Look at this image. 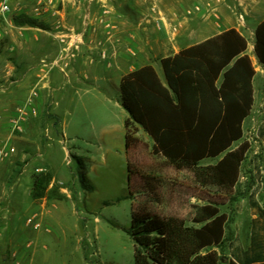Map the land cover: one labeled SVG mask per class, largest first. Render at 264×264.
<instances>
[{
    "label": "rangeland",
    "instance_id": "374dc122",
    "mask_svg": "<svg viewBox=\"0 0 264 264\" xmlns=\"http://www.w3.org/2000/svg\"><path fill=\"white\" fill-rule=\"evenodd\" d=\"M9 1L10 12L0 15V52H10L6 57L15 69L4 81L10 85L1 94L10 91L16 78L23 74L27 77L28 49L26 44H19L21 39L14 38L18 31L37 33L36 41L41 43L44 36L48 37L53 46L44 54L36 52L40 54L35 63L39 73L36 78L48 87L36 85L31 91L28 81L17 91L23 101L12 115L2 119L6 130L0 136V148H5L7 155L0 158V264H134V242L128 232L132 204L162 216L180 217L188 226L199 227L201 224L193 221L194 206L208 200L217 202L220 212L227 216L225 236L232 238L236 229L238 240L248 245L255 230L249 222L253 206L250 196L255 190L248 194L256 181L262 182V191L257 196L259 204L253 200L264 216V171L258 173L256 167L258 159L263 165L261 142L256 136L257 118L251 110L242 123V139L233 144L235 147L245 140L249 149L230 198L214 187L201 186L190 170L177 169L154 153L153 140L137 124L133 126L137 140L127 157L123 123L128 114L120 104L118 72L108 56L106 39L95 40L102 44L100 55H91L92 63L88 61L90 55H80L74 62L87 32L108 28L97 15L114 10L116 16L124 14L129 21L124 30L133 34L130 45L141 49L135 59L142 58L158 69V76L164 80L161 59L173 56L189 43L178 37L185 28L180 20L188 16L186 11L177 18L169 9L172 0L164 1L159 27L154 20L143 21L152 0H129L131 7H126V0H93L88 10L95 14L91 18L85 15L86 6L79 0H41L39 12L35 11L38 0ZM21 13L37 18L47 29L13 24L12 16ZM160 30L163 34L156 42L155 32ZM75 34L79 38L71 40ZM245 39L254 70L264 66L254 54V30ZM58 42L66 49L60 51ZM119 47L123 51L125 45ZM18 49L24 54L22 61L13 55ZM125 61L123 56L118 59L121 67ZM259 91L263 94L264 88ZM31 99L37 103L36 114L29 112ZM15 121L22 132L14 130ZM217 160L205 159L201 164ZM45 173L50 175L45 195L35 197L33 176ZM221 254L228 258L227 242Z\"/></svg>",
    "mask_w": 264,
    "mask_h": 264
},
{
    "label": "trees",
    "instance_id": "16d2710c",
    "mask_svg": "<svg viewBox=\"0 0 264 264\" xmlns=\"http://www.w3.org/2000/svg\"><path fill=\"white\" fill-rule=\"evenodd\" d=\"M17 26L47 29L26 14L12 16ZM247 41L229 28L200 43L181 48L161 59L164 80L147 64L122 76L120 104L127 112L124 146L128 157L136 142L135 124L153 140L152 150L177 169L191 171L201 186L214 187L232 198L241 165L249 149L243 137V120L253 103L255 74L246 53ZM254 54L264 64V20L254 29ZM218 160L201 164L205 159ZM128 180L131 163L127 161ZM49 174L33 176L35 197L45 195ZM258 208V215L263 211ZM194 222L188 226L177 216H162L132 204L130 227L134 264H264V236L253 229L250 245L239 260L222 256L227 216L219 204L208 200L195 205ZM218 249V251L216 250Z\"/></svg>",
    "mask_w": 264,
    "mask_h": 264
},
{
    "label": "crops",
    "instance_id": "0c3cea01",
    "mask_svg": "<svg viewBox=\"0 0 264 264\" xmlns=\"http://www.w3.org/2000/svg\"><path fill=\"white\" fill-rule=\"evenodd\" d=\"M74 3L75 0H67ZM93 0H79V2L86 6L85 12L89 18H91L92 15L90 13L89 8L92 6ZM126 7H131V1L126 0ZM143 1V0H142ZM146 1V0H144ZM164 1L166 0H152L148 1L150 3L148 10L145 14V17H143V21L146 22H152V23H160V19L163 18L164 15ZM100 1H98L99 3ZM96 3V2H95ZM136 3V1H135ZM210 3V7H207V4ZM194 6H199V11H193L188 16H183L184 12L187 9H192ZM78 8V7H77ZM173 14L178 18L183 16L181 18L180 23L184 25V30L180 32L178 37L180 39H188L189 43L185 46H190L193 44L200 43L210 37H213L229 28H234L237 31H239L244 37L246 35H250L255 26L259 24L262 20H264V0H172L170 2V8H169ZM108 14L102 16L101 14L97 17L102 18L103 22H106L108 24V28L102 29L98 31L97 33H90V31L87 32L84 45H80L77 49L78 57L74 62H77L79 60V56H85L90 55L88 61L90 63L93 62V58L91 55H100L101 51V45L99 39H106V44L108 45L106 50L108 51V56L112 59L114 69L118 72V80L120 82L121 77L124 75V71H132L142 65L148 64L145 60L140 61L135 59V56L140 57V48H136L133 45H130V40L133 38V34L128 30H124L127 25H129V21L125 17L124 14H119L116 16V12L114 13V10L110 12L108 10ZM9 13V12H8ZM242 13L244 16L243 24L240 23L238 19V14ZM85 15H83L85 17ZM215 15V16H213ZM5 19H11L9 16H6ZM155 22H154V21ZM122 24V25H121ZM103 25V24H102ZM19 34V36H17ZM15 39H21L22 41L19 42L21 45L27 46V62L28 66L26 70L28 71L27 77L22 75L19 78H16V84L8 91L5 95H2L1 93H5L6 88L9 83L6 84L4 82L5 80H8L9 74L13 72L15 69V66L10 63V61L7 60L6 55H9L10 52H0V80L3 78V81H0V136L2 133L6 130V127L3 126V120L9 117L14 113V110L17 105H19L23 101V96L21 98L20 95H18L17 91L25 86V84L29 81L31 82V85L29 86V89L32 91L33 88L36 87V85H39L40 87L47 88L48 85L43 83L42 79H37L36 75H39V73H36L38 70L35 67V63L37 60V57L40 55L39 52H42L43 54L45 52H49L52 48V41L50 38L45 37L43 38V42L36 41V38H38L37 33L30 32L29 30H22L18 31ZM156 37L155 41L157 42L158 39L163 34V30H160L159 32H155ZM159 34V35H158ZM178 38V39H179ZM88 39H91L92 41H88ZM94 40V41H93ZM99 43V44H98ZM104 43V44H105ZM58 46L60 51L63 49H66L65 45H62L58 42ZM68 44V42H67ZM124 44L125 48L123 51L120 50V45ZM26 48V47H24ZM55 50V49H54ZM95 51V53H94ZM178 50H176L177 52ZM38 52V53H36ZM38 54V55H37ZM75 54V52H74ZM16 58H19V60L22 61L24 58V54L22 51L17 50V53H14ZM123 56L125 61V65L121 67L119 65L118 59ZM88 56H86L87 58ZM138 61V62H137ZM252 63L254 64V60H252ZM153 65V64H152ZM154 66V65H153ZM155 68V67H154ZM156 72L159 74L158 69H156ZM256 73L253 78V106L251 109V115H253L254 119L257 118V124H256V136L259 138L261 142V156L263 165L260 164V160H257L256 167L257 172L262 173L264 170V93L261 94L259 91L260 89L264 88V66L255 67ZM41 75V74H40ZM12 83L14 81H11ZM119 86V83H118ZM259 91V93H258ZM29 93V92H28ZM46 100H43L45 102ZM42 102V101H41ZM36 101L35 99L30 100V111L36 114ZM19 109V108H18ZM29 109V108H28ZM20 112L28 113V110L25 109H19ZM3 119V120H2ZM61 136L64 137V133L61 131ZM255 165V164H254ZM255 188H252L249 191L248 196L255 190L254 198L258 202L257 196L262 191V182L256 181V184L254 185ZM259 204V202H258ZM251 209V208H250ZM251 216H250V228L253 226L256 231H260V233L264 232V216L257 215L258 208L256 206H252ZM263 229V230H262ZM250 243L246 246H244L237 237V231L235 229L234 234L232 238L227 243L228 247V258H232L233 260H239V257L242 256L243 252L247 250Z\"/></svg>",
    "mask_w": 264,
    "mask_h": 264
},
{
    "label": "built area",
    "instance_id": "2783aa9c",
    "mask_svg": "<svg viewBox=\"0 0 264 264\" xmlns=\"http://www.w3.org/2000/svg\"><path fill=\"white\" fill-rule=\"evenodd\" d=\"M210 3L207 4V7H210ZM42 7V3H41V0H38L37 2V7L35 8V11L39 12L40 8ZM11 10V6H10V1L9 0H0V15H4L5 13H8L10 12ZM200 10V7L199 6H194L192 9H187L186 10V13L188 15H190L193 11H199ZM215 16V15H214ZM162 19V18H161ZM238 19L240 21V23L243 24V21H244V16L242 13H239L238 14ZM161 21V20H160ZM160 24L161 23H157V25L160 27ZM71 40H77L79 38V35L78 34H75L74 36H70ZM62 58V57H61ZM14 130H16L17 132H22L23 131V128L20 124H18L17 121H15L14 123ZM7 155V152L5 151V148H0V158H3L4 156ZM30 221V219H29Z\"/></svg>",
    "mask_w": 264,
    "mask_h": 264
}]
</instances>
